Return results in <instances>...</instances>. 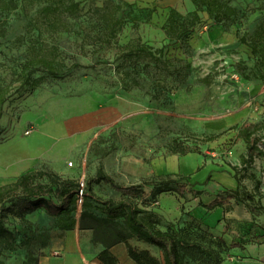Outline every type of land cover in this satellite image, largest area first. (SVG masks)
Wrapping results in <instances>:
<instances>
[{"label":"rangeland","instance_id":"374dc122","mask_svg":"<svg viewBox=\"0 0 264 264\" xmlns=\"http://www.w3.org/2000/svg\"><path fill=\"white\" fill-rule=\"evenodd\" d=\"M75 1L80 2L78 14L73 17L62 13L53 25L49 23L52 16L42 9L59 0H0V89L6 98L0 113V153L21 148L27 156V164L2 176L0 186L12 183L23 172L40 169L61 176L65 171L64 178L80 179L83 184L100 167L118 183L127 184L140 176L143 166L181 156L176 151L182 150L203 155L213 164L223 161L221 165H229L235 175V167H242L248 157L247 144L239 135L243 128L250 129L257 151L264 153V64L240 41L245 37L250 45L251 37L261 25L264 27V0H229L240 13L226 29L215 25L202 11V22L192 34L190 50L170 43L162 30L170 9L185 15L192 7L190 0H175V7L166 0ZM115 5L120 6L118 18L137 19L136 27L128 22L118 34L120 43L140 38L155 51L164 47L163 58L187 59L191 68L184 83L178 85L169 81L171 78H161L166 75L161 67L143 77L139 87L122 89L114 51L94 39L97 30L92 27L106 7ZM146 9H155L151 17ZM65 23L69 31H65ZM224 36L232 41L223 42ZM41 55L55 61L59 77L36 72L31 84L22 86L27 73L23 72L25 63ZM175 67L181 64L170 70ZM238 178L243 197L247 191L264 203L263 157H254ZM94 192L102 199L130 196L139 205L146 195L115 194L104 184L94 186ZM203 193L198 199H207ZM207 194L213 198L216 193ZM171 195L183 205L195 200L188 192L184 196L176 192ZM144 201L153 203L151 199ZM162 202L167 205L169 199L165 197ZM254 209L257 217L263 216L264 212ZM184 215L175 223L184 238L214 252L220 264H264V256H229L219 234L222 227L213 230L189 212ZM25 217L27 223L6 217L14 230L16 248L0 244V262L38 264L44 254L43 245L48 241L42 235H52L58 219L48 217L43 209ZM255 221L253 228L226 222L224 229H231L234 243L245 233L247 239L241 241L257 243L260 255H264V218ZM259 235L262 239L258 241ZM209 263L210 258L196 249L186 257V264Z\"/></svg>","mask_w":264,"mask_h":264},{"label":"trees","instance_id":"16d2710c","mask_svg":"<svg viewBox=\"0 0 264 264\" xmlns=\"http://www.w3.org/2000/svg\"><path fill=\"white\" fill-rule=\"evenodd\" d=\"M190 1L196 8L194 11L184 15L176 8H171L168 18L162 26L166 39L172 44H179L185 50L191 48L190 40L202 22L200 15L202 11L208 13L215 25L225 29L236 21L240 13L237 8L230 4L229 0ZM119 9V5L106 7L105 13L99 17V21L93 23L92 27L97 30L94 39L105 48L114 51V63L117 64V68L122 74V89L130 91L134 87H139L143 77L150 76L152 70L157 69L158 71L161 67H164L166 73L164 77L160 75L161 78L164 80L171 78L169 81L178 85L184 83L189 76L188 69L191 68V63L187 59L163 58L164 47L155 51L151 46L143 43L140 38H133L126 44L120 43L118 34L128 22L133 23V27H136L137 19L128 21L126 17L118 18L117 11ZM80 10V2L78 1L59 0L55 5L44 7L42 12L48 17L52 16V20L49 21L50 24L57 25L56 21L61 19L62 13L74 17ZM96 11L100 13L101 9ZM146 11L151 17L155 9H146ZM69 30V26L65 23V31ZM240 41L247 44L252 49L253 54L258 57V60H262L261 64H264L263 25L259 27L255 36L251 37L250 45L245 37L241 38ZM54 62V60L46 59L43 55L38 59L28 60L23 69V72L27 71V73L22 86L31 84V77L36 72L59 77ZM176 64H181V67H175L171 71L170 67L176 66ZM159 74H162V70ZM5 101V91L0 89V113ZM239 135L246 142L248 153V157L242 161V167H235L234 176L239 188L235 192L218 195L209 204L200 202V206L208 211L223 208L232 200H236L248 202L250 204L249 209L254 214H256L254 208L264 212V206L259 199H256V195L245 191V196H242L241 189L243 187L238 178L245 166L252 164L254 157L264 158V153L257 151L255 138L249 128L241 129ZM213 139L214 137H210V140ZM176 152L182 156L189 153L186 150ZM102 184L108 185L124 195L144 194V185L152 186V201L157 196L168 192H176L180 196H184L188 192L195 199L202 194L201 191L193 189L194 186L189 183L187 177H174L172 175L151 178L138 185L125 186L117 183L102 167L97 170L94 176L88 177L83 184L80 179L64 178L57 173L42 169L28 171L20 175L14 182L0 186V244L10 249L16 248L14 230L8 226L7 216L16 217L23 223H27L26 214L43 209L49 216L58 219L57 228L62 231H72L77 228L80 231H91L93 244H101L105 248L99 254V260L103 264H117V259L111 249L121 243L127 246L128 254L136 264H162L149 251L133 247L129 241L134 237H137L139 241L158 247L163 252L164 264H186V257L194 249L206 254L210 258L209 264H220V260L214 252L205 251L197 243L187 241L176 225L170 223L166 230H162V221L158 214L146 209L148 201H143L141 206L132 197L119 202L111 198L102 199L99 197L94 192V186ZM251 205L255 207L250 208ZM31 236L34 237L35 233L32 232ZM42 237L47 241L51 239L49 234L42 235ZM239 246V243L231 245L232 248ZM0 264L5 263L0 262Z\"/></svg>","mask_w":264,"mask_h":264},{"label":"crops","instance_id":"0c3cea01","mask_svg":"<svg viewBox=\"0 0 264 264\" xmlns=\"http://www.w3.org/2000/svg\"><path fill=\"white\" fill-rule=\"evenodd\" d=\"M126 1L130 3L136 2V0ZM165 2L172 6L174 5L173 7L176 6L175 0H166ZM191 4L192 7L189 8V12L196 9L194 4ZM220 32L223 33V31ZM226 34L229 36L228 33ZM227 36L222 38L223 42L232 41V38ZM221 163L223 164V161L218 162V164H213L206 160L203 155L196 153H188L184 156L175 155L167 159H158L152 162L150 166H143L140 171V176H135L136 178L133 179L132 183L119 184L125 186L138 185L142 184L145 180L164 177L167 175H172L174 177H187L189 183L194 186L193 189L204 192L203 197L206 196L207 199L196 198L194 202H189L188 205H183L179 203L177 198L174 195H171V193H163L157 196L156 199L153 200L152 204L148 202L146 209L154 211L158 214L162 220L161 229L166 230V225H169L170 223L175 225L177 221L185 216L184 213L189 212L193 218L203 220L205 224L210 226L213 230L222 227V232L219 234L225 242V250L229 249V256L240 257L243 253L247 254V257L249 258L264 256L260 255V246L257 243H246L241 241L247 239V235L245 233L241 234V240L237 238L238 242L236 243H239L240 246L232 248L231 245L234 243L235 236L229 227L224 229V227L227 226L225 225L226 222L231 226L235 225L237 227L253 228V225L257 223L255 218L263 219L264 213L262 214L263 216L257 217L256 214L248 209L247 202H240L236 200H232L230 204L225 205L223 208H217L214 211H208L204 207L200 206V202L209 204L218 195L232 193L237 191L239 188V184L235 179L234 174L231 172L229 165H221ZM231 165L235 167L236 163L231 162ZM23 173L15 176V178L12 179V182H14ZM61 174L65 176V171H62ZM209 177L210 179L208 180ZM114 179L117 182L116 178ZM143 189L146 193L144 198L146 200L151 199L153 187L150 186L149 188H145L144 186ZM208 191L215 192V196L210 198L207 194ZM114 192L115 194L121 193L115 190ZM118 196L119 197L117 198L111 197V199L119 202L123 199L131 198L130 196ZM165 197L169 199V203L167 205L162 202ZM145 199H141V202ZM138 200L139 199H136V201ZM262 205L264 206V203H262ZM46 215L49 217L47 213ZM221 223H223V225H221ZM51 234V239L42 249L44 254L39 258L38 264H103L99 260V254L105 248L101 244H93V233L91 231H80L78 228L72 231H62L56 227L53 231H51ZM259 239H262L261 235H259L258 241ZM129 243L133 247H137L139 250L149 251L153 257L157 258L162 264H164L163 252L158 247L139 241L137 237L132 238ZM111 252L116 257L117 264H136L130 258L127 246L124 243L114 246L111 249Z\"/></svg>","mask_w":264,"mask_h":264},{"label":"bare ground","instance_id":"6f19581e","mask_svg":"<svg viewBox=\"0 0 264 264\" xmlns=\"http://www.w3.org/2000/svg\"><path fill=\"white\" fill-rule=\"evenodd\" d=\"M26 159L27 156L21 148H10L0 153V178L8 172L20 169L25 163L27 164Z\"/></svg>","mask_w":264,"mask_h":264},{"label":"built area","instance_id":"2783aa9c","mask_svg":"<svg viewBox=\"0 0 264 264\" xmlns=\"http://www.w3.org/2000/svg\"><path fill=\"white\" fill-rule=\"evenodd\" d=\"M28 134H30V131L29 132H27Z\"/></svg>","mask_w":264,"mask_h":264}]
</instances>
